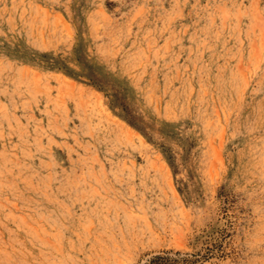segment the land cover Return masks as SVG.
I'll return each instance as SVG.
<instances>
[{
	"label": "rangeland",
	"instance_id": "374dc122",
	"mask_svg": "<svg viewBox=\"0 0 264 264\" xmlns=\"http://www.w3.org/2000/svg\"><path fill=\"white\" fill-rule=\"evenodd\" d=\"M0 264H264V0H0Z\"/></svg>",
	"mask_w": 264,
	"mask_h": 264
},
{
	"label": "crops",
	"instance_id": "0c3cea01",
	"mask_svg": "<svg viewBox=\"0 0 264 264\" xmlns=\"http://www.w3.org/2000/svg\"><path fill=\"white\" fill-rule=\"evenodd\" d=\"M97 92H99V91H97ZM99 93H101V92H99Z\"/></svg>",
	"mask_w": 264,
	"mask_h": 264
}]
</instances>
